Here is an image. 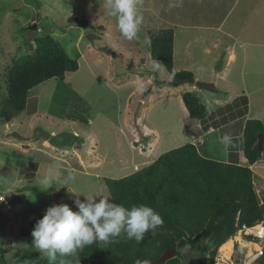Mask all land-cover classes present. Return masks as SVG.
Segmentation results:
<instances>
[{
	"label": "rangeland",
	"instance_id": "obj_1",
	"mask_svg": "<svg viewBox=\"0 0 264 264\" xmlns=\"http://www.w3.org/2000/svg\"><path fill=\"white\" fill-rule=\"evenodd\" d=\"M104 5L105 0H0V109L6 100L8 69L14 60L33 52L35 38L51 36L78 64V70L66 74L62 80L51 79L31 89L24 111L10 122L0 119V202L3 203L0 251L4 252L2 261L7 264H49L33 248L32 236L22 237L19 233V228L41 218L48 207L67 204L76 211L77 199L107 196L111 200L108 191L102 190L103 179L125 177L185 144L184 126L193 120H188L181 108V91L163 84L170 80V74L164 67H153L149 33L172 29L176 34L175 70L185 71L188 66L201 80L209 78L212 71L219 74V66L224 68L225 49L230 48L232 40L238 41L237 65H241L244 54L242 43H252L246 51L249 57L246 69L264 71V0H141L140 42L127 41L121 36L115 18L108 15ZM71 17L85 19L87 28L70 25L67 21ZM32 25L36 26L35 30L29 29ZM189 42L190 56H187L183 48ZM216 42L218 49H211ZM208 49L210 55L205 53ZM115 57L121 67L141 72L115 74ZM247 70L242 85L239 69H235L225 80L220 79L221 75L216 77V93L195 96L208 110H213L216 105L211 99L225 98L231 91L240 96L243 86H257L251 80L253 74ZM260 81L264 87L263 75ZM251 92L247 91L251 111L264 112V89ZM239 102L235 100L227 107L233 109ZM219 112L221 109L215 114ZM242 125V122L230 125L228 135L238 133ZM142 129L151 132L145 136ZM61 132L73 133L84 139V143L71 141L66 149L50 147L47 138ZM13 133L29 140H18ZM156 136L158 142L152 146ZM202 140L203 146L194 145L200 156L217 162L226 160L225 147L215 134ZM72 148L75 154L63 152H71ZM39 162L52 164L54 170L62 172L75 168L76 179L70 185L54 181L52 188L43 190L39 183L43 175L33 171V164ZM262 163L253 168V179L264 209V184L258 182V178L264 182ZM22 188L25 190L21 191ZM15 196L17 203L8 206ZM234 237L238 235L231 239ZM240 241H234L229 264H244L259 253V248L253 249L250 256L247 248L238 245ZM256 242L250 243L257 246ZM216 262H221L218 248H211L206 252L204 264ZM80 263L72 256H58L56 261V264Z\"/></svg>",
	"mask_w": 264,
	"mask_h": 264
},
{
	"label": "trees",
	"instance_id": "obj_2",
	"mask_svg": "<svg viewBox=\"0 0 264 264\" xmlns=\"http://www.w3.org/2000/svg\"><path fill=\"white\" fill-rule=\"evenodd\" d=\"M67 22L80 28L88 26L85 19L75 17ZM148 35L151 59L161 62L171 75L166 86L176 88L193 79L190 72L172 71V29ZM77 70V62L69 58L54 38L49 35L35 38L33 52L14 60L8 69L6 100L0 109V119L8 123L24 111L27 94L34 87L51 79L62 80L66 74ZM181 99L190 120L203 123L208 119L207 108L193 93L185 92ZM240 101L242 112H245L246 98L241 97ZM259 134L263 140L262 152H258L256 146ZM242 152L246 166L208 160L187 143L125 177L103 179L113 203L125 207L148 205L160 214L164 223L154 234L146 233L139 244L126 239L108 245L93 243L72 257L80 264H144L145 261L149 264H182V252L195 253L205 241L199 261L204 264L209 249H217L231 239L239 226L250 227L264 218L249 168L264 157V125L261 121L245 122ZM36 166L33 164V171ZM1 217L0 211V220ZM41 218L31 221L28 227L19 228L20 235L30 236L36 221ZM0 253V264H7L2 261L4 252L1 250ZM213 256L214 253L211 258ZM251 264H264V248Z\"/></svg>",
	"mask_w": 264,
	"mask_h": 264
},
{
	"label": "clouds",
	"instance_id": "obj_3",
	"mask_svg": "<svg viewBox=\"0 0 264 264\" xmlns=\"http://www.w3.org/2000/svg\"><path fill=\"white\" fill-rule=\"evenodd\" d=\"M141 0H105L108 15L115 18L116 27L127 41L139 40L143 16ZM147 40V38H145ZM154 68H162L159 61H153ZM221 143L227 150L233 145L232 137L224 135ZM77 170L69 167L66 172L49 168L40 178L43 190L53 187L54 181L70 185L76 179ZM107 190V186H102ZM76 211L67 204L48 207L41 219L37 220L31 232L33 248L56 264L57 257L72 256L78 250L93 243L108 245L119 239L141 243L145 234L161 227L163 218L152 207L140 204L125 207L111 202L107 196H95L74 201ZM144 264H149L145 261Z\"/></svg>",
	"mask_w": 264,
	"mask_h": 264
},
{
	"label": "crops",
	"instance_id": "obj_4",
	"mask_svg": "<svg viewBox=\"0 0 264 264\" xmlns=\"http://www.w3.org/2000/svg\"><path fill=\"white\" fill-rule=\"evenodd\" d=\"M229 39H231V38H229ZM175 40H176V34L174 33L173 45L175 44ZM237 42L238 41L235 42V41L232 40L230 48L226 47V49H225L226 52H227L226 53L227 54L226 55V63H225L224 68L219 66V68H218V69H220L219 74H217L215 71L213 73V71H212L210 73V75H208L209 78L201 80L202 78L199 79V77L196 76L192 72V70H190V68L188 66H186L183 70L188 71V72L190 71V73L193 76L194 81H202V82H205V83H213L214 86H215L216 85V77L218 75H221L220 76L221 80H225V79L228 78L231 70L239 69V75L238 76H239V81H241V85H242L243 83H245L244 82L245 80H244L243 76L245 75V71L247 70L246 69V65L249 63L248 62L249 57H248V53L246 51L248 50L249 45H252V43H242L244 54H243V57L241 59V65L239 63L237 65L238 54L235 51V44H237ZM218 43L219 42L213 43L212 46H211V49H213V50L214 49H218V45H219ZM190 48H191L190 42L187 43V44L184 43L183 51H185L187 56H190L189 55V51H188ZM205 53L210 55L211 54V50L210 49L205 50ZM173 58H174V56H173ZM172 71H173V73L178 72V70H175L174 66H173ZM247 73L248 74H253L251 80L254 81V83H257V86L254 85L252 88H247V87L245 88V86H243L241 88L242 90H240V92H242V94L240 96L237 95V94H232V91H231L229 94L226 95L225 98L211 99V100H214V104L216 105V108L213 109V110H208L207 109L208 112H209V117H208V119L205 122L201 123V122L196 121V120H193V121L190 120V121H192V124H190L189 126H186V125L184 126L185 139L187 140V142H186V140H184L183 143H185V144L190 143L193 146L194 145H200V146L202 145L203 146L202 138L205 137V136H211L213 134H215L216 139H218V142L221 143L222 137L224 135H226V134L228 135L229 129L231 128L230 125H232L233 123H239V122L241 123L242 122L243 125L241 126L240 130L238 131V133L229 135L230 137H232L234 146H230L227 150L225 149L224 152L227 155V158L224 161V163L237 164V165H241V166H246L247 165V160L245 159V157L243 155V152H242V131H243L244 123L247 120H253L254 119V120L261 121L263 123V125H264V112L260 111L259 113H256V114L254 113L253 114V112L250 109L251 100H250V97L248 96L250 94L249 93L247 94V91H249V89H250V91H252L253 93H258V92H260L261 90L264 89L263 86H260V83H261L260 76L261 75L264 76V71H261L260 69H254V70L248 71ZM125 75H127V74H125ZM169 81L163 82V84L165 85V83H168ZM155 82L157 84H161L162 83V82L158 83L157 81H155ZM183 84L186 85V86L189 85L190 87H183L182 86ZM183 84H180L176 88H172L171 87V89L179 90V91H181L182 94L185 93V92H191L194 95H196L197 97L200 96L201 93H203V92H208V91H204V90H199L193 84H190L188 82L183 83ZM226 88H227V90L229 89V87H226ZM208 93L211 94V92H208ZM214 93H216V91ZM214 93H212V94H214ZM241 97H245L246 98V102H247V106H246L247 108H246V112H245L244 115H242V111H243L242 101L237 103L236 107H233V109H232V106L229 107V108L227 107L230 103L232 104L235 100H238V99L240 100ZM204 98L208 99V97L206 95H204ZM180 103H181V108L185 112L186 117L188 119V113H187V111H186V109H185V107H184V105L182 103V99L180 100ZM233 106H235V105H233ZM218 109L219 110L221 109L222 112H219V113L215 114ZM142 132L146 136L151 131H149L147 129H145V131H144V129H142ZM54 134H56V133H54ZM54 134H52V135H54ZM234 135H235V137H234ZM195 137H199V139L196 140ZM26 140H29V139H26ZM201 141H202V143H200ZM151 142H152L151 143L152 146L156 145L157 142H158V136H156V139H152ZM194 147L197 149V146H194ZM63 152L69 153V154H71V153L75 154L73 148H72L71 152H68V151H65V150ZM202 157L206 158V159H210L208 157H204V156H202ZM262 162H264V161L261 159L259 162L255 163V164H253L252 166L249 167L250 170L252 171V173H253V168L258 166L260 163L263 164ZM36 165L37 166H36L35 174H38V175H40V174L44 175V173L50 167L53 168V170H54V167H53L54 165L46 163V162H39ZM254 181L255 180L253 179V184H254ZM258 182L261 183V185L264 184V182L259 180V178H258Z\"/></svg>",
	"mask_w": 264,
	"mask_h": 264
},
{
	"label": "water",
	"instance_id": "obj_5",
	"mask_svg": "<svg viewBox=\"0 0 264 264\" xmlns=\"http://www.w3.org/2000/svg\"><path fill=\"white\" fill-rule=\"evenodd\" d=\"M29 29L35 30L36 26L32 25L29 27ZM91 36L93 35H89V37ZM114 64H115V74L117 75L131 74V73L133 74V73L141 72V71H134V70H129L124 67H121L116 57L114 58ZM187 82L190 84H193L199 90H204V91H208L211 93H214L216 91L212 83L198 82V81H194V79H190ZM13 137H15L18 140H26L20 137L19 135H17L16 133H13ZM71 141H75L77 144L84 143V139L80 137H76L75 134L63 133V132L51 135L48 138L47 143L50 147L54 149H66L69 146ZM256 146H257V151L262 152L263 140L260 134L257 136ZM23 190H25V188L21 189V191ZM17 201H18V198L16 196L12 197L10 201L8 202V206H14L17 203ZM204 246H205V241L200 245L199 250L195 253L191 252L190 250L183 251L182 252V259H183L182 264H199L200 251L202 250Z\"/></svg>",
	"mask_w": 264,
	"mask_h": 264
},
{
	"label": "built area",
	"instance_id": "obj_6",
	"mask_svg": "<svg viewBox=\"0 0 264 264\" xmlns=\"http://www.w3.org/2000/svg\"><path fill=\"white\" fill-rule=\"evenodd\" d=\"M200 143H202V141ZM236 234L240 237L241 240L244 239V242L246 243H250L251 241H257V246L259 244V253H256V256L251 261L252 263L258 256H260L264 248V221L257 222L250 227L241 225L237 228L235 235ZM248 238L250 240H248ZM238 245H240L239 242Z\"/></svg>",
	"mask_w": 264,
	"mask_h": 264
},
{
	"label": "bare ground",
	"instance_id": "obj_7",
	"mask_svg": "<svg viewBox=\"0 0 264 264\" xmlns=\"http://www.w3.org/2000/svg\"><path fill=\"white\" fill-rule=\"evenodd\" d=\"M235 240L236 241H240L239 236L236 237L235 239H229L228 241H226L223 245H221L218 248V257L220 258V261L223 264H226V263L229 264V259H230L231 254H232V250H233V246H234V241ZM240 246L247 248L248 251H249V255L250 256H251L252 250L258 248L256 246V244L246 243V242H243V241H240ZM221 262H216L215 264H221ZM250 263H251V258L248 261H246L244 264H250Z\"/></svg>",
	"mask_w": 264,
	"mask_h": 264
}]
</instances>
